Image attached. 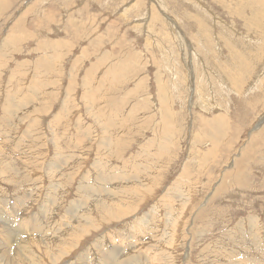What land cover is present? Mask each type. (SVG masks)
Segmentation results:
<instances>
[{
	"label": "rangeland",
	"instance_id": "obj_1",
	"mask_svg": "<svg viewBox=\"0 0 264 264\" xmlns=\"http://www.w3.org/2000/svg\"><path fill=\"white\" fill-rule=\"evenodd\" d=\"M81 183L116 202L118 218L88 211ZM3 200L15 223L32 214L69 232L89 212L98 225L56 263L66 244L52 232L51 247L33 244L35 262H11L19 245L6 235L4 264H70L83 251L103 264L114 248L169 264H264V0H0Z\"/></svg>",
	"mask_w": 264,
	"mask_h": 264
},
{
	"label": "bare ground",
	"instance_id": "obj_2",
	"mask_svg": "<svg viewBox=\"0 0 264 264\" xmlns=\"http://www.w3.org/2000/svg\"><path fill=\"white\" fill-rule=\"evenodd\" d=\"M6 6V5H5ZM213 14V13H212ZM257 21V20H256ZM259 21V20H258ZM256 24V23H255ZM245 26V25H244ZM245 28V27H244ZM184 41V40H183ZM253 41V40H252ZM254 43V42H253ZM53 50V49H52ZM86 51V50H85ZM85 51L83 52V53H85ZM51 58V57H50ZM47 63V62H46ZM48 65V64H47ZM45 68V67H44ZM10 105L12 106V108L10 109L8 106H7V111H10V112H12L11 110L13 109V108H15V106H16V103L14 102V99H13V101L10 103ZM105 106V105H104ZM106 108V107H105ZM113 113V112H112ZM120 115V114H119ZM10 116V115H9ZM11 119V118H10ZM121 119V118H120ZM105 120V119H104ZM11 121V120H10ZM103 121V120H102ZM108 121V120H107ZM9 125H11V124H9ZM104 125V124H103ZM131 125V124H130ZM4 126V125H3ZM7 127V126H6ZM9 127V126H8ZM10 128V127H9ZM108 128V127H107ZM106 128V129H107ZM151 130V129H150ZM8 132V131H7ZM10 132V131H9ZM106 132H108V131H106ZM110 132V131H109ZM78 134V133H77ZM196 137V136H195ZM84 139H85V137H84ZM87 141V140H86ZM120 141V140H119ZM118 144V143H117ZM116 144V146H118ZM110 145V144H109ZM91 146V145H90ZM110 147V146H109ZM108 147V148H109ZM111 147H113V146H111ZM121 147V146H120ZM114 148H115V146H114ZM117 148V147H116ZM118 149V148H117ZM116 150V149H115ZM112 151V150H111ZM119 151H121V150H119ZM118 151V152H119ZM84 154V153H83ZM138 157V156H137ZM132 158V157H131ZM109 160V159H108ZM130 161V160H129ZM93 164V163H92ZM106 164H108V163H106ZM111 164V163H110ZM96 166V165H95ZM97 167V166H96ZM99 167V166H98ZM97 167V168H98ZM105 167V166H104ZM139 167V166H138ZM144 167V166H143ZM100 168V167H99ZM149 168V167H148ZM102 169V168H101ZM101 169H99L100 171H102ZM109 169V168H108ZM140 169V168H139ZM107 170V169H106ZM111 170V169H110ZM188 170V169H187ZM144 171H146V169L144 170ZM134 172V171H133ZM142 172V171H141ZM117 173V172H116ZM115 173V174H116ZM114 174V173H113ZM85 176V175H84ZM90 176V175H89ZM129 176V175H128ZM109 177V176H108ZM114 177H117V178H119L118 176H114ZM138 177V176H137ZM88 178V177H87ZM113 178V177H112ZM19 179H20V177H19ZM21 179H22V177H21ZM84 179V178H83ZM122 179V178H121ZM135 181L137 180L136 178L134 179ZM141 180V179H140ZM25 181V180H24ZM80 181H81V178H80ZM90 181V180H89ZM99 181V180H98ZM102 181V180H101ZM96 182V181H95ZM88 183H90V182H88ZM103 183V182H102ZM91 184H93V183H91ZM100 184V183H99ZM98 184V185H99ZM137 184V183H136ZM80 185V189H79V191L81 192V195L82 196H85V198H87L88 200H92L93 201V204H92V207H91V209H87L88 211H90L91 212V210H92V208H93V210H92V212L94 211H96V213L101 217V218H103V219H105L106 217H110V218H118V214H117V212H120V211H118V209H117V205H114L116 202H113V201H111V203H109V202H107V198L105 199V198H103V197H99L100 199H97V198H95V193H87V188H86V184L85 183H81V184H79ZM95 185V184H94ZM133 185V184H132ZM139 185V184H138ZM140 185H141V183H140ZM93 186V185H92ZM143 186V185H142ZM141 186V187H142ZM78 187V186H77ZM106 187V186H105ZM127 187H129V186H127ZM95 188V187H94ZM93 188V189H94ZM117 188V187H116ZM136 188V187H135ZM92 189V191H94ZM128 189V188H127ZM137 190V189H136ZM101 192H103L104 193V189H103V187H102V189L100 190ZM76 192V191H75ZM122 192V191H121ZM52 193V194H51ZM112 193V192H111ZM127 193V192H126ZM48 194V193H47ZM59 194V193H58ZM36 195V194H35ZM56 194H53V192H51L50 191V193L48 194V195H46V199L48 198V197H50L49 199L51 200V203H52V205L53 204H57L56 203V200H55V198H54V196H55ZM99 195V194H98ZM120 195V194H119ZM20 196V195H19ZM24 196V195H23ZM22 196V197H23ZM61 196V195H60ZM163 197V196H162ZM19 197H17V199H15V203H14V206L16 205V203H21L20 205L22 206V202H20L21 200L20 199H18ZM21 198V197H20ZM26 198V197H25ZM110 198V197H109ZM112 198H114V197H112ZM117 198V197H116ZM22 199V198H21ZM113 200V199H112ZM114 200H116V199H114ZM119 200V199H118ZM171 200V199H170ZM191 200V199H190ZM11 201V200H10ZM109 201H110V199H109ZM118 202V201H117ZM121 202V201H120ZM125 202V201H124ZM2 204V209L0 208V211H1V217H3V218H5V219H7L8 221L10 220V222H9V224H7V225H5L4 223H2V225H0V238L2 239H0V252H3L4 251V253L0 256V264H4V258H6L7 257V255L8 254H11L10 252H11V250H8V248H9V246H11L10 244L12 243H10V244H7L8 246H7V248H4V246H1V244L3 245V243L5 242V240H4V242H3V237L4 236H6V235H8L7 237H13V239L11 240V238H9V241L11 240V241H16V246H18V250L17 251H15V255L13 256V259H12V261L11 262H13V260L14 261H18V262H22V260L23 259H25V254L26 253H29V257H30V259H31V261L32 262H35V260H36V258H35V256H34V252H35V249H34V247H33V244H35L36 246L38 245V248L40 247V242H45V244H46V246L47 247H51L52 245L50 244V242L51 241H46V240H48V239H46L49 235V233H51L52 232V235H50V237L51 238H55V243L56 244H66V245H68V246H66V245H63L62 246V254L60 253V255H56V256H54V257H50V259L53 261V263L55 262H58V261H60L63 257H67V255L68 256H70L72 253H73V251L76 249V248H78V245L81 243V240L83 239V238H85V235H88V234H90V230H94V229H96L97 227H98V225H97V223H95L94 221V219H93V217H92V212L91 213H89L88 212V214H86V216H79V217H73V219L75 220V222H77V224H75L74 226H72L69 230V232L67 231V230H65V232H63L62 230H63V227H62V229L61 228H59V230L58 231H52V227L49 225V220L51 219V218H49V219H47L48 221L46 222V223H44V224H42V225H39L40 223H39V220L40 219H38V217L36 216V215H32V214H30L28 217H26V218H21V220H18V221H20V222H17V223H15V221L14 220H16L15 218H14V213H7V214H5V213H3L2 214V212H4L5 210H3V209H5V207H8V209H10L9 208V203L7 202V201H5V200H3L2 202H1ZM109 203V204H108ZM43 204V203H42ZM45 204V203H44ZM86 204V203H85ZM84 204V205H85ZM125 204V203H124ZM19 205V206H20ZM73 204H71V206H72ZM88 205V204H87ZM114 205V206H113ZM160 205V204H159ZM178 205V204H177ZM42 206V205H41ZM118 206H120L119 204H118ZM70 207V206H69ZM152 207H154V206H152ZM159 207V206H158ZM14 208L15 207H11V211L10 212H12L13 210H14ZM50 208V207H49ZM78 208L79 207H77V210H78ZM126 208H127V206H126ZM47 210L46 211H48V210H50V209H48V208H46ZM55 209V208H54ZM82 208H80L79 210H81ZM116 209H117V211H116ZM19 210H21L20 208H19ZM19 210H17V212H20ZM23 210V209H22ZM75 210H76V208H75ZM124 210H126V209H124ZM154 210H155V207H154ZM177 210V209H176ZM26 211V210H25ZM52 211V210H51ZM115 211V212H114ZM173 211V210H172ZM49 212V211H48ZM200 212V211H199ZM22 213V212H21ZM23 213H25L24 211H23ZM23 213H22V215H20L21 217H25V216H23ZM129 213V212H128ZM150 213V212H149ZM9 214V215H8ZM18 214H20V213H18ZM48 214V213H47ZM67 214H68V216L70 217L71 215H73V214H75L74 212L72 213L71 212V208L69 209V208H67ZM117 214V215H116ZM49 215V214H48ZM51 215V214H50ZM80 215V214H79ZM120 215V214H119ZM146 215V214H145ZM149 215V214H148ZM170 216L171 214H167V216ZM11 217V219H10V217ZM52 216H53V214H52ZM122 216V215H121ZM143 216V215H142ZM147 216V215H146ZM250 216V215H249ZM0 217V218H1ZM49 217V216H48ZM151 217V216H150ZM177 217V216H176ZM176 217H174V219H178V218H176ZM198 217V216H197ZM254 217V216H253ZM95 218V217H94ZM154 218V217H153ZM96 219V218H95ZM111 219V220H112ZM145 219V218H144ZM250 219V222L251 223H253L254 225H255V222H256V220H254V219H252V218H249ZM256 219V218H255ZM148 220V219H147ZM158 220V219H157ZM162 220V219H161ZM168 220H169V218H168ZM43 221V220H42ZM50 221H52V220H50ZM138 221V220H137ZM61 222V221H60ZM152 222V221H151ZM150 222V223H151ZM57 223V222H56ZM59 223V222H58ZM169 223V222H168ZM176 223V222H175ZM174 223V224H175ZM170 224V223H169ZM264 224V223H263ZM31 225V226H30ZM60 225V224H59ZM67 226H70L69 225V223H67L66 224ZM142 225V224H141ZM76 226V227H75ZM173 226V225H172ZM29 227V228H28ZM55 227V226H54ZM53 227V228H54ZM175 227V226H174ZM242 227V226H241ZM240 227V228H241ZM124 228V227H123ZM136 228V227H135ZM252 228V227H251ZM56 229V228H55ZM242 229V228H241ZM152 230V229H151ZM150 230V231H151ZM154 230V229H153ZM155 230H156V228H155ZM170 230V229H169ZM168 230V231H169ZM172 230H174V229H172ZM255 230V229H254ZM252 231V236L250 237V239H249V246L251 247V248H257L256 246L259 244V242H260V239L259 240H257V237H258V235L256 234V232L255 231ZM149 231V232H150ZM168 231H166V232H168ZM240 231V230H239ZM261 231V230H260ZM28 232V233H27ZM133 232V231H132ZM154 232V231H153ZM160 232V231H159ZM158 232V233H159ZM165 232V231H164ZM229 232V231H228ZM25 233V237H23V235L22 234H24ZM169 233H171V232H169ZM175 233V232H174ZM173 232H172V234L170 235V236H172V235H175ZM232 233V232H231ZM27 234V235H26ZM34 234H46V235H44V236H46L45 238H41V237H36V235H34ZM138 234V233H137ZM146 234H147V232H146ZM154 234V233H153ZM166 234V233H165ZM164 234V235H165ZM168 234V233H167ZM237 234V233H236ZM20 235H22V236H20ZM120 235V234H119ZM125 235V234H124ZM235 235V234H234ZM160 236H161V234H160ZM242 236V235H241ZM101 237V236H100ZM124 237V236H123ZM134 237V236H133ZM140 237V236H139ZM147 237V236H146ZM154 237H156V236H154ZM174 237V236H173ZM224 237V236H223ZM260 237V236H259ZM15 238V239H14ZM118 238V237H117ZM230 238V237H229ZM228 238V239H229ZM245 239H246V237H244ZM244 238H241V239H243L244 240ZM99 239V238H98ZM112 239V238H111ZM137 239V238H136ZM156 239V238H155ZM169 239H171V238H169ZM227 239V238H226ZM102 240H103V237H102V239H100V240H96L94 243H93V246L95 247V246H97V245H100V243H103L102 242ZM121 240V239H120ZM161 240V239H160ZM223 240V239H222ZM230 240H231V238H230ZM242 240V242H244L245 243V241H243ZM7 241H8V239H7ZM105 241V240H104ZM122 241V240H121ZM166 241V240H165ZM247 241V240H246ZM257 241H259V242H257ZM159 242V241H158ZM163 242V241H162ZM169 242V241H168ZM174 242V241H173ZM173 242H169V246L170 245H172V243ZM222 242V241H221ZM226 242V241H225ZM228 242V241H227ZM54 243V242H53ZM224 243V242H223ZM235 243V242H234ZM239 243H241V242H239ZM55 244V245H56ZM104 244V243H103ZM134 244H137V241H134L132 244H130L129 243V250H131V249H135V247L133 246ZM154 244V243H153ZM152 244V245H153ZM155 244L157 245V243L155 242ZM159 244H160V242H159ZM158 244V245H159ZM163 244H164V242H163ZM238 244V243H237ZM125 245V244H124ZM128 245V244H127ZM140 245V244H139ZM105 246V245H104ZM165 246V245H164ZM227 246V245H226ZM243 248H246V249H248V246L246 245V244H242L241 245ZM45 247V246H44ZM119 247V246H118ZM156 247V246H155ZM260 247V246H259ZM105 248V247H104ZM149 248V247H148ZM154 248V247H153ZM157 248V247H156ZM158 248H160L161 250H163V251H165V247H163L162 245H161V247H159L158 246ZM106 249V248H105ZM126 249H127V247H126ZM223 249V248H222ZM241 249V248H240ZM20 250V251H19ZM46 250V249H45ZM88 250V249H87ZM96 250V249H95ZM225 250V249H224ZM239 250V249H238ZM253 250V249H252ZM262 250V249H261ZM76 251V250H75ZM94 251V250H93ZM151 251H152V249H151ZM249 251V250H248ZM260 251V250H259ZM45 252V251H44ZM101 252V251H100ZM121 252V253H120ZM148 252V251H147ZM146 252V253H147ZM157 253H161V251H156ZM225 252V251H224ZM254 252V251H253ZM39 253V252H38ZM49 253V252H48ZM58 253V252H57ZM99 253V252H98ZM125 253V250L124 249H119V248H114L113 250L111 249V250H103L102 251V256L100 257V260H101V262L103 263V264H169L168 263V261H167V259H165V256L164 255H162L161 254V258L160 259H162V260H158L157 259V257H156V254H154V256L153 257H150L149 259L148 258H144V256H141L140 254H138V255H135V256H131L130 258L128 257V256H124L123 254ZM141 253V252H140ZM151 253V252H150ZM171 253V252H170ZM221 253H223V252H221ZM226 253H228V252H226ZM261 253V252H260ZM12 254H13V251H12ZM91 254V253H90ZM95 254V253H94ZM101 254V253H100ZM118 254H120V257H122L123 258V256H124V260H116V257H117V255ZM145 254V253H144ZM220 254V253H219ZM46 255V254H45ZM123 255V256H122ZM128 255V254H127ZM149 256V255H148ZM167 256V255H166ZM230 256H231V253L227 256V258H230ZM49 257V256H48ZM146 257V256H145ZM232 258V257H231ZM256 258V257H255ZM259 258V257H258ZM99 259V258H98ZM257 259V258H256ZM256 259H254V258H252L251 260V263H253V262H258ZM261 259V258H260ZM263 259H264V257H263ZM50 260V261H51ZM31 261L29 260V262H30V264H33V263H31ZM90 261V258H89V256H88V252H84L83 251V253L77 258V260H76V262H71L70 264H88V262ZM93 261V260H92ZM154 263H153V262ZM162 261H164V262H162ZM204 261V260H203ZM239 262V261H238ZM93 263V262H92ZM91 263V264H92ZM207 263V262H206ZM221 263V262H220ZM219 263V264H220ZM250 263V264H251ZM261 263V262H260ZM229 264V263H228ZM239 264V263H238ZM241 264V263H240ZM245 264V263H244Z\"/></svg>",
	"mask_w": 264,
	"mask_h": 264
}]
</instances>
